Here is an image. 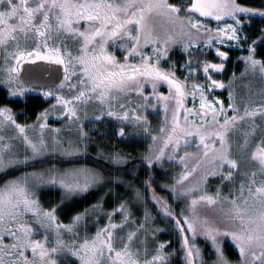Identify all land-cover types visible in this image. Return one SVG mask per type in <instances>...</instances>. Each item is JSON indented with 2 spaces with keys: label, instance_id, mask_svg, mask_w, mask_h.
Listing matches in <instances>:
<instances>
[{
  "label": "snow or ice",
  "instance_id": "snow-or-ice-1",
  "mask_svg": "<svg viewBox=\"0 0 264 264\" xmlns=\"http://www.w3.org/2000/svg\"><path fill=\"white\" fill-rule=\"evenodd\" d=\"M256 17L264 19V0H0V83L10 97L42 91L55 100L31 126L0 106V132L12 126L22 141L18 147L0 134V174L7 177L0 182V264H206L197 244L201 236L211 242V264H264V91L259 100L229 91L226 103L216 90L228 85L214 78L230 59L219 46L247 43L248 54L239 58L244 73L264 80V58H257L264 27L252 36L244 33ZM176 44L186 53L182 63L171 59ZM205 50H214L220 62L205 59ZM160 103L162 136L153 135L148 119L149 109ZM50 117L66 121L65 129L51 128ZM108 117L121 125V138L128 127L133 137L139 130L153 141L140 157L148 175L139 187L95 169L58 166L59 158L87 151V124ZM27 127L37 134L30 138ZM62 131L74 132L75 139L62 137ZM104 158L126 175V165L135 167L130 154ZM165 159L184 169L174 183L159 185L183 198L178 211L153 187ZM189 159L196 160L192 168ZM198 170L195 183L186 185ZM210 178L219 180L214 192L208 191ZM123 183L133 188V198L117 196V205L104 212L106 224L88 230L90 219L99 221L100 201L68 223L60 221L58 213L71 201L99 185L111 195ZM46 188L60 196L45 205L40 195ZM148 193L157 214L171 221L178 247L159 241L162 230L149 223L155 217L147 207L142 221L133 219V199L147 205ZM201 206L219 208L221 218L201 215ZM221 237L238 250L236 261Z\"/></svg>",
  "mask_w": 264,
  "mask_h": 264
},
{
  "label": "rangeland",
  "instance_id": "rangeland-1",
  "mask_svg": "<svg viewBox=\"0 0 264 264\" xmlns=\"http://www.w3.org/2000/svg\"><path fill=\"white\" fill-rule=\"evenodd\" d=\"M158 23L163 28H167L168 27L166 21L160 20ZM209 26L214 29L215 26H216L215 22L214 21L211 22ZM219 47H220V50L226 51L225 48L228 47V45L225 44V45L219 46ZM172 48H173V51H172V54H171L172 61H181V63H182L183 61L178 59L176 55H186V53L183 52V49L180 47L179 44L173 45ZM232 48H235V46H233ZM193 51H195V50L193 49ZM205 51L208 53L204 57L205 59H208L212 63H219L220 62V59L218 57H216L214 50H205ZM117 54L119 55V53H117ZM229 57H230V54H229ZM162 66L165 67V68L168 67L167 64H163V63H162ZM3 68H4V64L2 62L1 65H0V73H2ZM181 71H182V69L177 72L178 76L181 75ZM226 71H227V64H226L225 71L222 74H217L214 77L216 79L223 80L224 83L226 85H228L225 89H222V90L221 89H217L216 90V94L218 95V97L220 99L225 100V102L227 103L228 102L229 91H232L233 94L236 95L238 98L247 99L248 96L251 95L253 100H259L260 99L259 93L261 91H264V80H261L259 74L253 76L251 74L244 73V70H243L242 72H235V76L230 75V76L226 77V74H225ZM242 73H244V75H242ZM199 75H202V73H200ZM181 79H183V76H181ZM229 81H232V83L229 84ZM200 82H203V81L201 80ZM0 86H2V88L4 90L6 89L7 96L10 99L9 103H7L6 105L13 109L17 123L22 124V125L31 126V125L36 124L37 123V116L39 115V113L43 109L49 108L50 107V103L51 104L55 103V100H51L50 98H45L42 95V91L41 92H27L23 96L10 97L8 95L7 88L2 83H0ZM159 91L163 92L165 95L168 94L166 86H161L159 88ZM38 96L42 97L46 101V103H45L44 108H42L41 110H38L37 113H35V115L33 117H32V115L31 116H24V115H26V114H24V112L12 107L11 104H10V102L14 101V99H15V100H20L21 104L23 106H25L27 103L30 102L31 98L38 97ZM2 106H4V105H2ZM187 107H192L191 98H189V100L187 102ZM92 114H93L92 112L89 113L90 116ZM98 114L99 113H97V115ZM168 115H169V119H170L171 113L169 112ZM164 117H165V113H164V110H163V104L162 103L158 104L155 110L149 109L148 119H149V121L151 122V125H152V129L151 130H152L153 135H161V136L163 135L162 133L158 132V129L161 128V127H164V123H165ZM66 123H67L66 121H59V120H56V119H54L52 117H50L49 120H48V124L50 125L51 128H61L62 130L65 129ZM119 127H121V125L114 118H111V117L106 118L103 122H98L96 124H87L85 130L88 131V133H89L90 143H89V146L87 148V151L84 154H82V155H87L88 154V155L91 156L95 152L96 153L95 155L97 157H101L104 160V162L108 165V167H110L112 169H116L115 167H117V166L112 165L104 157L107 154H111V153H115V152H121V151H119L116 148L115 149L114 148H112V149L107 148V146L104 144V142L102 140H100V139H97L95 137V135H100V136H103V137H106V138L107 137L108 138H113V141H115V142H117V140L124 141V142H128L129 140H131L132 142H134V140H136V139L143 138L149 144L145 148L144 153L140 154V156L138 155L137 158H140L141 156H143L148 151V146L153 144V141L150 138H148L145 134L140 132L139 130H137V134L133 137L131 135V133L133 132V129L128 128V127L125 128V132H126L125 137L121 138L117 134ZM26 132H27V134H28V136L30 138L34 137L37 134V130L32 128V127H27L26 128ZM45 132H46L47 136L53 135L52 133L48 132L47 130H45ZM0 134L4 135L5 137L13 138L11 140V142L13 144H15L16 146H18V147L22 146V141L19 138L20 134L18 133L17 130H14V128L12 126H9L8 128L4 129L2 132H0ZM60 135L62 137H64V138H69L70 137L72 139H75V133L74 132L69 134L66 131H62L60 133ZM159 143L160 142L157 141V144H159ZM188 151L189 152H195V149L194 148H189ZM180 154L182 155L183 153L181 152ZM79 156L61 157V158H59L60 160L61 159H63V160L69 159V162L60 163L58 166L59 167H63V168L82 167V168H88V169H95V170H98V171H100L101 173H103L105 175L109 174V173H106V172L104 173L103 171L99 170L98 168H93L92 166H94V165H92L90 163H87L86 161H83V162L77 161L76 159ZM132 158L133 157L130 156V160H132ZM168 162H171V164L173 166H178L179 165L180 169L175 172V176H173L174 179L171 178L170 180H166V181H164V180L162 181L161 180V181H159L157 183L156 187H158L160 191H165V192H167V190H162L159 187V185L168 184V183H174L175 179L179 177V175H180V173L182 171H184V169L182 168V166L180 165L179 162L165 159L163 164H165V166H166V163H168ZM187 164H188V166L190 168H192V167L195 166L196 160L195 159H189L187 161ZM19 174L20 173H18L16 175H19ZM155 174H156L155 176H157V173H155ZM0 175H2V174H0ZM199 175H200V171L198 170L196 173H194L193 176L189 177V179L187 181H185L184 183L186 185H189V186L192 185L193 183H195V181L199 177ZM112 176H119L120 179L123 180V181L131 182V184H134L137 187L140 186V182H138V180L136 179V178H139L141 176L138 172H134V173L131 174V178H133L131 180L123 178L122 175H112ZM143 177L145 179L146 175L144 174ZM218 183H219L218 179L210 178L208 191L209 192H214L215 191V186ZM119 185H122L123 188H117V186H113L112 189H111V193H112L111 195H107L109 189L105 185H99V186L91 189L92 191L95 192V194L93 195L92 198H89L88 201H83V203H81V206L84 207L83 210H78V211L74 212V209L71 208V207L79 206V202H78L77 198L75 200L71 201L69 204H67V205H70L71 207L68 206L67 209H64V211L62 213H58L60 221L62 223H65V224L68 223L69 219H70V217L72 215H75L76 213H82L85 209H88L89 211H91L92 206L96 205L97 202L100 201L103 204V211L100 213L99 221H96L94 218L90 219L89 220V229L88 230L90 232L94 231L97 223H99L100 225L106 224L107 221H106V218L104 216V212H111L113 207H115L117 205V196L124 197L125 199L133 198V195H134L133 188L129 185V183H123V184H119ZM114 187H116V188H114ZM46 189H44V190H46ZM44 190L41 192V195H40V199H41L42 204L46 205V203L44 201L47 200L48 195L52 196L54 199L59 198V196H60V192L59 191H57V193H55L54 190H51L53 194L46 195L44 193ZM48 190H50V189H48ZM91 190L89 192H91ZM116 190H120L122 192L118 193ZM141 191H143L142 188H141ZM87 194H89V193H87ZM157 194L166 196L168 204H170L171 201H181L182 202V199H183V198L176 199V198H174L173 196H171L169 194H164V193H159V192H157ZM147 195H148V203H147V205H145V203L143 201H136V200L133 199V204L135 205L134 207L131 208V211L133 213V219L138 221V222L142 221L143 220V212L145 210V207H147V209L151 212V215L153 217H155L154 221H149V223L151 224L152 227L159 228V229L162 230V231L156 233V237L159 239L160 242L169 241V239H167V237H165V238L160 237L162 235L161 234L162 232H169V229H168L169 226H168L167 221H166L167 218H165L162 214L158 215L157 214L158 213V209L154 208V210L157 213H155L153 211V205H152L153 201L151 200V193H148ZM80 197L85 199L86 198V194L82 195ZM110 204H112V205L110 206ZM182 206H183V202H182ZM200 213H201V215H206L209 218L217 219V220L220 219L221 215H222L221 210L219 208L212 209V208L204 207V206L200 207ZM177 238H178L177 234H175L174 241H175L176 247H178V245L176 244ZM199 238H203V237L202 236L201 237H197V240ZM220 239L224 242V244L227 243V242H230V244L232 245V248L230 250L231 251L230 252L231 255L230 254H227V255L229 256L230 259H232L233 261H236L238 259V250L234 247V245L232 244L231 240L227 239V238H224V237H221ZM208 242H210V241H208ZM197 244H198V242H197ZM200 247L202 248V246H200ZM210 247H211V242H210ZM204 259L206 261V264H211V259H210L209 255L206 256V253L204 254Z\"/></svg>",
  "mask_w": 264,
  "mask_h": 264
},
{
  "label": "trees",
  "instance_id": "trees-1",
  "mask_svg": "<svg viewBox=\"0 0 264 264\" xmlns=\"http://www.w3.org/2000/svg\"><path fill=\"white\" fill-rule=\"evenodd\" d=\"M264 27V19L260 18V17H256L253 19V23L251 27H246L244 28V33L252 36L254 33H257L259 28ZM254 39H259L258 36H254ZM247 48H248V44L244 43L240 48H231L229 49V47H226L225 50L229 52L230 54V59L227 63V71H226V77L233 75V73L235 72H242L243 70H245V64L242 60H240V57L246 56L248 54L247 52ZM257 52L260 53L261 55H258L257 58H264V45H261L257 48ZM178 59L182 60V55H176ZM10 99L7 96V91L6 89L4 90L2 88V86H0V106L2 105H6L7 103H9ZM23 101V100H22ZM46 101L38 96V97H33L31 98L30 102L27 103L25 106H23L21 104L20 100H15L10 102L11 106L24 112V116H31L32 117L35 115V113H37L38 110H41L42 108H44ZM31 117V118H32ZM95 137L97 139H100L104 142V144L107 146V148H116L119 151H121L122 153H127L130 154L132 158V160L135 162V167L132 166V164H128L125 167H127L128 172L130 174H124L123 171L121 172H117L116 169H112L110 167H108V165L104 162V160L101 157H97L95 154V152L93 153V155H80L79 157H77V161L83 162L86 161L87 163H90L94 166H92L93 168H98L99 170L103 171L104 173H109L111 175H122L123 178L131 180L133 178H131V174L134 172H138L141 176L139 178H136L138 180V182L144 180V174L147 176L148 173L144 170V165L140 163V158H137L138 155L140 156V154L144 153L145 148L147 147V145L149 143H147L146 140H144L143 138L140 139H136L134 140V142H132L131 140H129L128 142H124V141H120L117 140V142L113 141V138H106L100 135H95ZM69 162V159H61V163H67ZM116 168V167H115ZM180 169V166H173L171 164V162L163 164L162 167L157 166L155 173H157V176H155L156 174H154V179H155V183L153 184V187L156 188V192L159 193H164V194H168V192L165 191H160L157 186V183L159 181H166V180H170L171 178L174 179L173 176H175V172L177 170ZM20 172H13L14 175L18 174ZM7 179V177L0 175V182L3 181L4 179ZM116 188V187H114ZM117 188H123L122 185H117ZM115 190V189H114ZM118 193H121L122 191L120 190H116ZM55 193H57L56 190H54ZM44 193L46 195L48 194H53L51 190H44ZM95 194L94 191L91 190V192H89V194H86V198H81L78 197V202H79V206L77 207H71L70 205H66L65 209H67L68 206H70L71 208L74 209V212L78 211V210H83L84 207L81 206V203H83V201H88L89 198H92L93 195ZM58 198L54 199L52 196L48 195L47 200H45L44 202L46 204H48L49 202H55V200H57ZM112 204H110L111 206ZM153 205V204H152ZM170 205L172 206L173 209H176L177 211L179 210L177 208V205H179L181 208L184 207V203L182 206V202L181 201H171ZM82 208V209H81ZM153 211L155 213H157L154 208ZM167 224L169 226V232H162L161 236L162 238L167 237V239L171 240L173 242V247H176L175 245V241H174V236H175V231H173V226L172 223L169 219L166 220ZM198 244L200 246H202V248L205 250L206 256L209 255L210 257V253L212 251V248L210 247V242L205 241L203 238H199L197 240ZM231 248L232 245L230 244V242L225 243V251L227 254L231 255ZM178 259V258H177ZM175 264V261H174Z\"/></svg>",
  "mask_w": 264,
  "mask_h": 264
},
{
  "label": "water",
  "instance_id": "water-1",
  "mask_svg": "<svg viewBox=\"0 0 264 264\" xmlns=\"http://www.w3.org/2000/svg\"><path fill=\"white\" fill-rule=\"evenodd\" d=\"M2 61H0V65H1ZM25 67H27V65H25ZM23 75V74H22Z\"/></svg>",
  "mask_w": 264,
  "mask_h": 264
}]
</instances>
